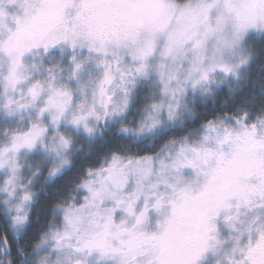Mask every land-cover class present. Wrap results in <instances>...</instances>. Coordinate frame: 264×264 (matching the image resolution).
I'll return each mask as SVG.
<instances>
[{
  "label": "snow or ice",
  "instance_id": "6c2138e0",
  "mask_svg": "<svg viewBox=\"0 0 264 264\" xmlns=\"http://www.w3.org/2000/svg\"><path fill=\"white\" fill-rule=\"evenodd\" d=\"M257 36L264 39V0H0L9 116L26 107L12 94L26 81L27 56L70 46L120 50L132 61L114 69L96 59L103 75L92 103L75 109L62 87L53 84L46 96L38 83L28 88L32 106L44 96L38 118L0 147V205L18 232L34 198L22 183L21 156L43 150L53 160L49 174L58 175L71 164L61 125L93 136L101 120L127 113L136 76H155L161 97L145 106L138 127L122 129L140 136L163 127L165 113L175 122L189 90L208 95L242 74L252 84L227 112L210 113L186 134L99 147L49 205L40 264H264V82L252 81L248 46ZM82 69L75 63L78 81ZM80 87L86 95L87 84Z\"/></svg>",
  "mask_w": 264,
  "mask_h": 264
},
{
  "label": "clouds",
  "instance_id": "9594fccd",
  "mask_svg": "<svg viewBox=\"0 0 264 264\" xmlns=\"http://www.w3.org/2000/svg\"><path fill=\"white\" fill-rule=\"evenodd\" d=\"M249 49L253 52L254 71L251 72L252 81L264 82V39L259 36L255 41L249 42ZM75 57V62L73 60ZM92 57V59H89ZM107 59L113 64L121 67L131 64V58L123 51L110 49L107 54L90 52L88 48L77 47L75 51L70 46L56 47L45 55L37 53L35 56L25 57L27 65L23 82L18 90L12 94L18 104H24L23 111L17 109L14 115L9 116L4 108L6 98L2 83L3 75L7 73L5 64L0 63V147L9 143L12 132L23 128L31 121L38 118V109L43 105L44 96L54 84L71 92L73 96L72 106L77 108L80 105L92 103L95 82L102 78L103 68H98L96 59ZM75 63L83 65L78 73L79 81L73 76ZM38 83L42 86L44 96L40 103L32 106L31 98L28 96V88ZM81 83L87 84L86 95L81 90ZM252 84L245 83L242 79L236 81L230 79L219 86L213 85L214 91L208 95H201L199 92L192 94L189 90L179 112L176 114L175 122L168 121L165 113L163 119L165 125L156 129L155 133L140 136L134 132H125L124 127H138V121L145 114V106L154 99L159 100V85L156 77L146 80L139 76L135 77V86L130 90V106L122 116L109 118L105 123L101 120L93 136L81 127L79 129L68 124L61 125V131L68 136L72 143L68 153L71 164L66 166L58 175L51 176L50 169L54 166L52 158L43 150H37L27 155H22L20 164L22 166V183L33 193L32 211L30 222L19 232L13 227L10 214L0 205V264H40L42 249L36 247L40 234L45 226L47 209L54 198L59 197L62 191L71 187V182L78 175V170L97 151L99 147L111 145L119 140L120 146L151 145L153 136L168 134L174 135L187 133L198 127L210 113L227 112L235 103L237 97L244 94L245 89H251ZM236 89L235 92L232 89ZM47 118L44 123H47ZM51 131L55 127L49 124ZM51 143V140L49 141ZM6 173L0 171V180H3ZM3 197L0 196V199ZM225 232L227 228L225 227ZM49 254L52 255L49 249ZM214 264V262H212Z\"/></svg>",
  "mask_w": 264,
  "mask_h": 264
}]
</instances>
